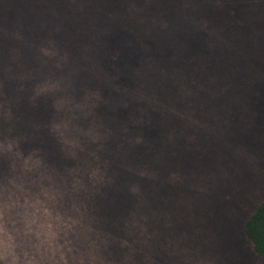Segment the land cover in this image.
<instances>
[{"label": "trees", "instance_id": "obj_1", "mask_svg": "<svg viewBox=\"0 0 264 264\" xmlns=\"http://www.w3.org/2000/svg\"><path fill=\"white\" fill-rule=\"evenodd\" d=\"M257 7L0 0V199L52 202L57 217L47 226L75 245L62 264H155L163 246L185 245L190 213L207 222L220 214L224 188L235 190L229 211L238 214L247 194L240 173L254 153L244 136L254 134L239 130L236 142L233 126L256 107L264 129V34L249 23L237 34L230 14L253 24ZM216 85L227 91L213 94ZM227 100L237 104L230 115L216 106ZM206 101L207 116L197 107ZM222 116L231 125L225 155ZM194 133L211 136L217 153L195 149L204 140L194 144ZM240 217L244 241L264 261V198Z\"/></svg>", "mask_w": 264, "mask_h": 264}, {"label": "rangeland", "instance_id": "obj_2", "mask_svg": "<svg viewBox=\"0 0 264 264\" xmlns=\"http://www.w3.org/2000/svg\"><path fill=\"white\" fill-rule=\"evenodd\" d=\"M256 3L258 4V7L256 8L258 13L254 14V16L258 17L253 21L254 25L252 24V21L249 22V20L244 18L241 19L236 12H231V18L237 23V25L234 26L237 34L239 33L241 35V32H238V28L241 27L245 29L248 27V23L251 27H254V34H257L258 36L264 34V0H256ZM229 26L230 29H234L231 25ZM246 32L247 31L244 30L243 35L246 36ZM256 38L258 39V37ZM252 40H254V38H252ZM243 56L246 57L245 53H243ZM241 71L244 72L243 69H241ZM218 91L225 93L227 89L220 88L216 85L215 91L212 93L215 94ZM237 99L239 100V97H237ZM232 102L233 100H227L216 106L221 107L223 114L230 115L232 109L237 107V104L232 106ZM207 105L210 107L211 103L206 101L197 106L201 107L199 109H202V113L206 110V116L208 115L209 108ZM216 106H214V108ZM210 108H212V106ZM250 109L248 111L249 116L251 117L249 120L237 126L232 125L237 131L236 136H233L235 141H239L240 137H243L239 130H252V133L254 134V136H244L247 140H250V144L253 145L254 153L240 173L241 178L243 179V186L247 187V194L244 197V200L237 201L239 207L236 208L240 211L238 214L237 211L235 213H230L229 211L233 204V202L231 203V200H229L231 197L230 192L233 194L235 190H230L226 193L225 188L224 190L221 189L225 192L222 200L224 205L222 204L223 208H221V206L216 207L219 209L218 213L220 214L218 216L215 215L214 218L209 219L210 222H207V218L205 219L201 216L202 213H190L187 218V226L191 231V235H185V245L179 244V240L177 239L172 246H163L162 251L158 252L155 256V264H264V261L260 257L252 253L247 242L244 241L240 229V223L236 222L237 218L241 220L240 216L244 211L248 213L262 198H264V129L261 130L257 124V119L260 114H258L256 107ZM206 125L208 129L209 124L206 123ZM218 128L223 132L221 137L224 139L221 138V140L226 144L223 153V155H225V151H229V136L227 131L231 128L227 116H222L221 121L219 120ZM213 131L214 130L211 129L210 132ZM206 134H209V131H206ZM238 134L239 136H237ZM210 137L211 136H197L196 133H194L190 139L191 141H194V144L204 140L202 147L197 145L195 148L201 150V153H217V149L212 147L211 144L207 142L208 140H206V138ZM242 142L246 143L247 141L244 142L243 140ZM7 147L10 148L11 146L7 144ZM74 149L75 148H73V150ZM244 149L246 148L244 147ZM220 150L221 147L219 148V151ZM232 178L233 174L231 173L228 175L225 173L223 174V179H226V182L228 183ZM200 182L201 181H199V185ZM208 183L212 184L213 181L209 180ZM236 189L237 193H239L238 186H236ZM52 198L55 200L53 203L57 205L62 202L58 197ZM28 201L29 199H24L23 203L18 202L17 204H9L0 199V264H18V261L20 260V256L18 255L20 254L21 256H26L24 261L25 264L65 263V255L67 256L68 251H73L75 245L72 243L68 244L67 234L53 236L51 227L47 226L49 224L48 219L50 215L55 218L57 217V213L52 211V202L49 201V199L45 201ZM11 205L14 207H11ZM13 208L17 211L20 209L18 214H16L18 216H10V214L7 213L8 211L13 212ZM190 210L194 211L195 208L192 207ZM231 211H235V209H231ZM16 218H18V222L14 221ZM224 219L228 220H225V223L220 222V220ZM7 223H9L8 227H6ZM218 224L223 230V233L219 235L220 239H217V233H219V230H217ZM46 227L47 229H45ZM62 227L61 224L57 226L58 229L63 230ZM238 230L239 239L236 241L235 236ZM25 241L31 242L25 244ZM201 245H206L207 249L205 247L203 248ZM30 249L31 258L29 257ZM57 256L59 257L58 259ZM19 262H21V260Z\"/></svg>", "mask_w": 264, "mask_h": 264}]
</instances>
